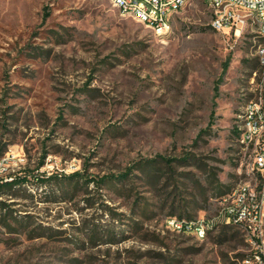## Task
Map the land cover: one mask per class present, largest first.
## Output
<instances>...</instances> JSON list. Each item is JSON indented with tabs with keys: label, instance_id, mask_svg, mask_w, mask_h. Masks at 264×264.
<instances>
[{
	"label": "rangeland",
	"instance_id": "1",
	"mask_svg": "<svg viewBox=\"0 0 264 264\" xmlns=\"http://www.w3.org/2000/svg\"><path fill=\"white\" fill-rule=\"evenodd\" d=\"M211 20L189 0L158 36L108 0H0V179L17 181L0 195V264H253L237 228L167 225L216 216L241 177L255 32ZM75 173L91 182L73 191Z\"/></svg>",
	"mask_w": 264,
	"mask_h": 264
},
{
	"label": "built area",
	"instance_id": "2",
	"mask_svg": "<svg viewBox=\"0 0 264 264\" xmlns=\"http://www.w3.org/2000/svg\"><path fill=\"white\" fill-rule=\"evenodd\" d=\"M122 14L146 25L156 35L169 33L172 18L189 0H108ZM211 26L217 32L241 38L250 28L255 32L258 70L242 93L236 143L240 147V181L220 199L212 218L167 221L176 233L204 240L220 227H234L245 235L253 264H264V0H209Z\"/></svg>",
	"mask_w": 264,
	"mask_h": 264
},
{
	"label": "trees",
	"instance_id": "3",
	"mask_svg": "<svg viewBox=\"0 0 264 264\" xmlns=\"http://www.w3.org/2000/svg\"><path fill=\"white\" fill-rule=\"evenodd\" d=\"M258 68H259V65L257 62V69L256 70H258ZM234 133L237 135V128H235ZM159 160H161L164 163L170 162V160H166L162 157H160ZM157 161L158 160L145 161V162H142L140 164V166L142 167V170L144 172L147 171L149 173H154L153 169L157 166ZM123 176L126 177V175H123ZM121 178H122L121 176L104 177L103 179L99 180L98 183L100 182V184H102V185H109V184L113 185L114 183H121L122 182ZM66 180H67V183H65V185H67L68 188H72L73 191H75L76 189H78L82 185H86L87 182L88 183L91 182L89 180H83L80 177V173H75L74 175L67 177ZM16 183H17V181H10L9 182V181H4L3 179H0V195L2 194V192L5 188H12ZM226 194H227L226 192L220 191V193H219V195L221 196L220 199L222 197H224ZM0 205H3L1 203V201H0ZM171 217L173 218L174 214H172ZM180 219H184L182 214H180ZM18 224H22V223L18 222ZM225 230H228V228H225L224 231ZM34 231H35V229H34ZM42 234H44V233L42 232ZM246 259L251 260V255L246 256Z\"/></svg>",
	"mask_w": 264,
	"mask_h": 264
}]
</instances>
